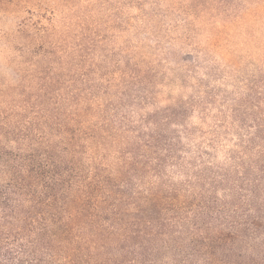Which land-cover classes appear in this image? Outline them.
<instances>
[{"label": "rangeland", "instance_id": "obj_1", "mask_svg": "<svg viewBox=\"0 0 264 264\" xmlns=\"http://www.w3.org/2000/svg\"><path fill=\"white\" fill-rule=\"evenodd\" d=\"M0 188L59 264H199L264 212V0H0Z\"/></svg>", "mask_w": 264, "mask_h": 264}, {"label": "trees", "instance_id": "obj_2", "mask_svg": "<svg viewBox=\"0 0 264 264\" xmlns=\"http://www.w3.org/2000/svg\"><path fill=\"white\" fill-rule=\"evenodd\" d=\"M22 185L21 182L17 183L18 188L14 189L21 190L24 187ZM10 189L5 191L0 188V208L4 211V215H0V264H59L54 244L46 238L49 224L39 222L41 230L38 232L35 210L25 209L23 200L13 196L16 190ZM217 201L214 199L212 202L219 204ZM249 204L248 202L245 208L238 211L239 205L231 210L226 202L221 203L215 212V220L220 223V228L216 231L206 227L203 231L201 225L195 223L196 232L201 231V234L192 237L191 248L185 252L187 255L182 261L185 263L190 257L197 256L201 258L199 264H264V212L257 208V213L251 214L248 212ZM211 209L210 207L209 211ZM205 220L204 223L209 224H201L210 227L212 222ZM54 224L63 226L64 232L68 233L70 230L68 222L54 221ZM26 231L37 233L26 236ZM67 258L72 264L82 262L75 255Z\"/></svg>", "mask_w": 264, "mask_h": 264}]
</instances>
